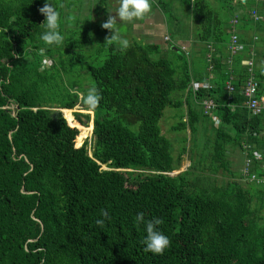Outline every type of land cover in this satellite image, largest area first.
Listing matches in <instances>:
<instances>
[{
  "label": "trees",
  "instance_id": "1",
  "mask_svg": "<svg viewBox=\"0 0 264 264\" xmlns=\"http://www.w3.org/2000/svg\"><path fill=\"white\" fill-rule=\"evenodd\" d=\"M213 1L151 0L165 21V48L132 41L121 52L105 43L106 9L97 19L105 0L83 20L75 7L70 19L73 0H49L64 37L51 46L39 38L45 0H0V264H264V186L239 179L226 154L242 143L264 146V114H251L241 93L249 58L257 96L264 91V17L249 16L264 1ZM179 3L189 10V34L167 27L178 20L165 6ZM191 81L211 86L192 92ZM92 87L102 97L94 110L80 99ZM203 98L216 104L217 127L202 113ZM76 104L83 112L64 116L69 126L59 109ZM164 107L183 109L171 128L187 129L191 150L201 130L196 164L207 160L228 178L194 176L191 162L169 174L177 163L158 125ZM76 127L90 129L78 146ZM248 155L263 174L264 153ZM101 210L111 217L103 227ZM140 212L163 221L157 230L171 241L163 255L145 251V224L134 223Z\"/></svg>",
  "mask_w": 264,
  "mask_h": 264
},
{
  "label": "rangeland",
  "instance_id": "2",
  "mask_svg": "<svg viewBox=\"0 0 264 264\" xmlns=\"http://www.w3.org/2000/svg\"><path fill=\"white\" fill-rule=\"evenodd\" d=\"M105 2L106 3L103 4V6H101V7L99 6L100 11H99L98 16H97V19H99V20H102L104 18V12H103L104 9H106V16L105 17L107 20L108 15L109 14L115 15V10L120 6V0H105ZM209 2L212 5H216L215 1H213V0H209ZM94 5H95V0H73V4L69 8H67L68 9L67 12L70 14L69 15L70 19H72L73 18L72 14H74V12H73L74 7L77 9H82L83 12H80V14L77 13V16L83 20L84 16L86 14H88V13H86L87 11L91 12L93 17L95 16L94 11H92ZM153 11H154V9H152V11L150 13H152ZM75 12H76V9H75ZM164 12H166V14L170 13L171 15H173L178 20V23H177L174 20L172 21V19H170V20L167 19L166 21H167L168 29L175 30V31L179 32V30L182 28L181 33H184V34H189L191 32L190 26L192 27V25H190L191 23L188 21L189 10L187 9L186 4H180L179 3V6L177 8H175L172 4H166ZM166 16H168V15H166ZM160 17H162V15L159 13V18ZM106 20H102L101 22L104 23ZM163 23L165 24V21H163ZM143 24H144L143 19L142 20H136V21L131 22V23H128V22L119 23L118 22L117 28L119 29V35L122 38L128 39L129 42H132V41L141 42L143 40L142 35H141L142 33H141V31H139L137 29L139 26H143ZM164 28H165V25H164ZM257 29H258V32H259V30H261L260 27H258ZM186 36L190 37L189 35H186ZM261 49H262V47H261ZM48 62H49V60L46 59L45 61H43V65H47ZM79 107H80L79 104H76L73 107V109H68L69 111L66 114L63 112V109H59V110H60L63 118H65L68 114L70 117L71 112H73V111L83 112L81 109H79ZM182 111H183L182 108L175 109V108L164 107V109L162 110L161 117L158 121L160 132L170 142V152L174 158V163L175 162L177 163V168L172 170L169 174H175V173L187 168L188 164L191 162V163H193L194 170L193 169H191V170H193L192 173L194 176H195V174L197 175V173L201 172L202 175L213 176L216 183H221L222 181H224L226 178L229 177V174L225 173L221 169H217L215 171H212L210 169L211 166L209 165L207 160H203L202 163L200 162L199 164H196V162H195L196 158L198 157V153L195 152V150L196 149L198 150L200 148L202 140H203L201 130L199 129L197 131V133L195 134V145L196 146L194 149L191 150L190 149L191 141H190L187 129H185V130H173L171 128V126L178 120L177 115H179ZM66 118H65V120H66ZM66 122L69 126H71L67 120H66ZM73 127H75V126H73ZM77 130H78V134L74 138V146H78V142L81 139H83L85 136L88 137L90 134L89 133L90 129H88L87 131H86V129H84L83 132H81V129H79V128H77ZM82 134H84V135H82ZM181 137H184L187 139L185 143H182L179 141V139ZM182 145L185 146V152L179 155V150H180ZM226 154H227V158L230 162V165H229L230 171L234 174L238 173L239 169L241 167V164H242V154H241L240 148H237V147L236 148L235 147L234 148H228L226 151ZM177 158H179V159L177 160ZM103 167L104 166H102V168ZM234 176H236V175H234Z\"/></svg>",
  "mask_w": 264,
  "mask_h": 264
},
{
  "label": "clouds",
  "instance_id": "3",
  "mask_svg": "<svg viewBox=\"0 0 264 264\" xmlns=\"http://www.w3.org/2000/svg\"><path fill=\"white\" fill-rule=\"evenodd\" d=\"M152 11L151 0H120V6L115 10V15L109 14L107 20L101 25L102 28L109 30V35L105 38V43L112 45L114 42L118 45L121 52L126 51L130 47L128 39L119 35L117 23L134 22L142 20ZM39 12L45 17L41 23L45 31L40 35V39L46 45H60L64 41V37L60 33V13L57 6L45 0ZM101 95L95 87L89 88L86 95H81L80 99L84 105L90 109H96L101 100ZM103 219H97L96 224L103 227L106 219H111L106 210H101ZM163 221L159 218L145 221L144 213H137L134 223L137 225L145 224L146 236L143 240L145 251L152 254L163 255L165 250L170 247V239L162 232L157 230V226Z\"/></svg>",
  "mask_w": 264,
  "mask_h": 264
},
{
  "label": "built area",
  "instance_id": "4",
  "mask_svg": "<svg viewBox=\"0 0 264 264\" xmlns=\"http://www.w3.org/2000/svg\"><path fill=\"white\" fill-rule=\"evenodd\" d=\"M250 18L254 21H259L264 17V7L263 10L259 13L255 9L250 10ZM237 23V17L233 16L230 19V35L228 39V49L231 53L235 52L237 49V34L234 25ZM255 36H253L254 38ZM163 40L168 41V35L164 34ZM182 48V47H181ZM245 66L247 68L249 76L243 84L241 93L244 96V105L249 110L251 114H264V91L262 94L257 96L256 87L257 83L251 75L252 71V58H249L245 61ZM211 85L206 82H190V88L192 92H195L199 87H210ZM225 90L227 93L231 92L232 87L229 82L225 83ZM199 105L201 107L202 113L206 115L212 122L213 126L217 127L220 124L218 117L215 115V102L211 98H203L200 100ZM264 134V131L262 132ZM248 152H251V155L254 158H259L260 152L264 153V146L261 149H254L252 145L242 143L241 145V154H242V164L239 169V179L245 182H250L255 185L264 186V159L258 165L260 169L263 170V174H258L252 171L251 160L248 155Z\"/></svg>",
  "mask_w": 264,
  "mask_h": 264
},
{
  "label": "crops",
  "instance_id": "5",
  "mask_svg": "<svg viewBox=\"0 0 264 264\" xmlns=\"http://www.w3.org/2000/svg\"><path fill=\"white\" fill-rule=\"evenodd\" d=\"M258 1L263 2L264 0ZM163 21L164 18H159V12H157V10L155 9L152 13L147 14L146 17L143 19V26H139L137 29L142 33V41L156 43L160 45V48L164 49L166 44L164 43L163 36L167 33L164 28L165 24L163 23ZM177 44L182 47H188V41L184 39L178 40Z\"/></svg>",
  "mask_w": 264,
  "mask_h": 264
},
{
  "label": "bare ground",
  "instance_id": "6",
  "mask_svg": "<svg viewBox=\"0 0 264 264\" xmlns=\"http://www.w3.org/2000/svg\"><path fill=\"white\" fill-rule=\"evenodd\" d=\"M70 113V112H69Z\"/></svg>",
  "mask_w": 264,
  "mask_h": 264
}]
</instances>
